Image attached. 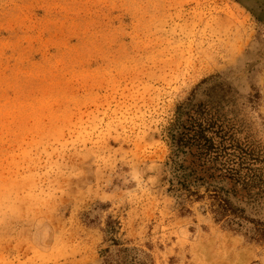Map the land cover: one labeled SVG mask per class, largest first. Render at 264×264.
<instances>
[{"label":"rangeland","instance_id":"rangeland-1","mask_svg":"<svg viewBox=\"0 0 264 264\" xmlns=\"http://www.w3.org/2000/svg\"><path fill=\"white\" fill-rule=\"evenodd\" d=\"M213 86L264 170V0H0V264H105L109 219L148 264H264L169 190L178 107Z\"/></svg>","mask_w":264,"mask_h":264},{"label":"trees","instance_id":"trees-1","mask_svg":"<svg viewBox=\"0 0 264 264\" xmlns=\"http://www.w3.org/2000/svg\"><path fill=\"white\" fill-rule=\"evenodd\" d=\"M210 91L206 102L192 103L191 98L178 107L171 133L173 152L166 163L171 171L169 190L195 196V200L207 197L215 221H225L235 229L250 223L249 238L264 240V219L251 218L246 207L238 205L260 203L264 207V170L247 163L249 153L232 139L230 119L216 101L221 90L213 86ZM117 227L111 219L106 223L105 234L117 247L114 254L109 248L104 250L105 264H148L138 249L118 247Z\"/></svg>","mask_w":264,"mask_h":264}]
</instances>
